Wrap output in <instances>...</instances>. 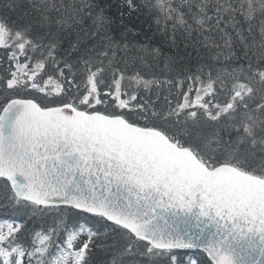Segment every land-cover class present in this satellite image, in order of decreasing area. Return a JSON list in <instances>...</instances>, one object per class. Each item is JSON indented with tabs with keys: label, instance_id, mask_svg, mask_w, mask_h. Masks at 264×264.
I'll list each match as a JSON object with an SVG mask.
<instances>
[{
	"label": "snow or ice",
	"instance_id": "6c2138e0",
	"mask_svg": "<svg viewBox=\"0 0 264 264\" xmlns=\"http://www.w3.org/2000/svg\"><path fill=\"white\" fill-rule=\"evenodd\" d=\"M0 264H264V0H0Z\"/></svg>",
	"mask_w": 264,
	"mask_h": 264
},
{
	"label": "trees",
	"instance_id": "16d2710c",
	"mask_svg": "<svg viewBox=\"0 0 264 264\" xmlns=\"http://www.w3.org/2000/svg\"><path fill=\"white\" fill-rule=\"evenodd\" d=\"M3 219V217L2 216H0V220H2Z\"/></svg>",
	"mask_w": 264,
	"mask_h": 264
}]
</instances>
